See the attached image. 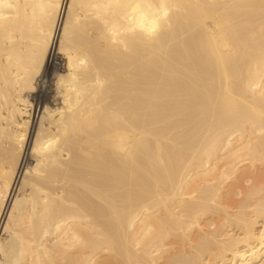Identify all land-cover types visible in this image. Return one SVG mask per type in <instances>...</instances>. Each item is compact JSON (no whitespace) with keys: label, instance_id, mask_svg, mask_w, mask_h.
<instances>
[{"label":"bare ground","instance_id":"1","mask_svg":"<svg viewBox=\"0 0 264 264\" xmlns=\"http://www.w3.org/2000/svg\"><path fill=\"white\" fill-rule=\"evenodd\" d=\"M144 2L0 0V264H264V0Z\"/></svg>","mask_w":264,"mask_h":264},{"label":"clouds","instance_id":"2","mask_svg":"<svg viewBox=\"0 0 264 264\" xmlns=\"http://www.w3.org/2000/svg\"><path fill=\"white\" fill-rule=\"evenodd\" d=\"M134 15L130 21L128 32L142 31L148 36H154L166 22L170 15L168 0H145L144 3H137L132 9ZM111 35L114 43H121L123 35L113 28Z\"/></svg>","mask_w":264,"mask_h":264},{"label":"rangeland","instance_id":"3","mask_svg":"<svg viewBox=\"0 0 264 264\" xmlns=\"http://www.w3.org/2000/svg\"><path fill=\"white\" fill-rule=\"evenodd\" d=\"M64 64V63H63Z\"/></svg>","mask_w":264,"mask_h":264}]
</instances>
